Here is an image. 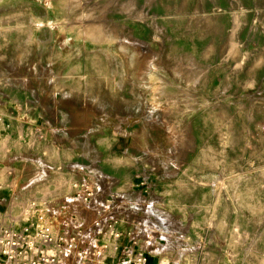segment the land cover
Returning <instances> with one entry per match:
<instances>
[{"label":"rangeland","instance_id":"obj_1","mask_svg":"<svg viewBox=\"0 0 264 264\" xmlns=\"http://www.w3.org/2000/svg\"><path fill=\"white\" fill-rule=\"evenodd\" d=\"M0 13L7 221L42 212L77 230L71 215L88 222L90 207L58 202L82 180L73 165L88 160L77 149L95 167L105 144L118 153L126 141L140 161L147 148L162 166L150 200L116 214L119 229L153 239L149 260L264 264V0H0ZM80 22L110 38L78 37ZM31 202L35 211L21 214Z\"/></svg>","mask_w":264,"mask_h":264},{"label":"built area","instance_id":"obj_2","mask_svg":"<svg viewBox=\"0 0 264 264\" xmlns=\"http://www.w3.org/2000/svg\"><path fill=\"white\" fill-rule=\"evenodd\" d=\"M71 188L73 191L61 196L58 202L75 204L73 207L79 210L90 207L101 192L99 184L86 179L73 182ZM119 202V195L111 193L105 199V207L115 210ZM32 209H36L35 202L30 203L27 213ZM83 217L71 215L69 223L78 225L73 230L57 225L42 212L17 224L0 213V264H107V253L116 245L121 259L112 264H150L144 245L152 247L153 239L140 237L132 228L119 229L114 213L88 222Z\"/></svg>","mask_w":264,"mask_h":264},{"label":"crops","instance_id":"obj_3","mask_svg":"<svg viewBox=\"0 0 264 264\" xmlns=\"http://www.w3.org/2000/svg\"><path fill=\"white\" fill-rule=\"evenodd\" d=\"M119 142H122V140ZM126 143L127 142L124 141V143L116 144L114 146L120 148L118 153H108L107 150L109 146L105 144L106 152L102 154V159H99L96 162L93 160V162L96 163L95 167L90 166V162L92 161L90 159L92 157L90 152L86 154L83 150L79 151L77 149L76 151L77 154L79 153L78 156H84V158L87 157L88 164L84 163V166L83 164H74L73 169H76L80 178L101 186V192L92 201L90 206L88 218L90 221L106 216L110 212L115 215H122L119 208L124 204L142 203V205H145L151 197V191H149L152 183L151 179H159L163 173L160 160L153 159V152L150 150L147 151V148H144L143 150L140 147L143 152L148 153L145 155L147 159L140 161L130 152L129 145ZM157 150L158 149H154L153 151ZM169 156H171V158H168V163H171L174 157L173 154H170ZM110 163L112 167L109 165ZM149 171H152V173H149ZM165 174L168 175V172H165ZM111 193H116L120 197V202L117 208L113 211L105 207V199ZM89 240L90 242H93V240Z\"/></svg>","mask_w":264,"mask_h":264},{"label":"bare ground","instance_id":"obj_4","mask_svg":"<svg viewBox=\"0 0 264 264\" xmlns=\"http://www.w3.org/2000/svg\"><path fill=\"white\" fill-rule=\"evenodd\" d=\"M47 1H49V0H47ZM54 1H56V0H54ZM40 2V1H39ZM69 2V1H68ZM43 3V2H42ZM44 3H46V2H44ZM43 3V4H44ZM15 4V3H14ZM47 5H49V4H47ZM69 5V4H68ZM20 6V5H19ZM28 6V5H27ZM43 6H46V5H43ZM9 7V6H8ZM21 7V6H20ZM65 7H67V6H65ZM18 8V7H17ZM45 8V7H44ZM31 9V8H30ZM49 9V8H48ZM10 10V9H9ZM12 10V9H11ZM17 10V9H16ZM19 10V9H18ZM44 10V9H43ZM8 11V10H7ZM27 11H28V9H27ZM48 11V10H47ZM54 12V11H53ZM9 13V12H8ZM11 13H13V11L11 12ZM16 13V12H15ZM37 13V12H36ZM1 14V13H0ZM33 14V13H32ZM40 14V13H39ZM2 15V14H1ZM28 15H29V13H28ZM86 15V14H85ZM8 16V15H7ZM35 16V15H34ZM33 16V17H34ZM47 16V15H46ZM62 16V15H61ZM21 17V16H20ZM49 17V16H48ZM8 18V17H7ZM23 19H25V18H23ZM61 19V18H60ZM3 20V19H2ZM13 21H15L14 19H12ZM38 20V19H37ZM54 20V19H53ZM20 21H22V20H20ZM59 21V20H58ZM78 21V20H77ZM4 22H5V20H4ZM19 22V21H18ZM25 22V21H24ZM32 22V21H31ZM20 23V22H19ZM47 23V22H46ZM49 23V22H48ZM81 23V22H80ZM41 24V23H40ZM57 24H58V22H57ZM81 24H83V23H81ZM86 24V23H85ZM10 25V24H9ZM30 25V24H29ZM55 25V24H54ZM63 25H65V24H63ZM66 25H67V23H66ZM97 25V24H96ZM13 26H15V25H13ZM39 26V25H38ZM70 26V25H69ZM7 27V26H6ZM54 27V26H53ZM2 28V27H1ZM10 28V27H9ZM52 28V27H51ZM4 29V28H3ZM31 30H32V28H31ZM67 30V29H66ZM65 30V31H66ZM1 31V30H0ZM4 31V30H3ZM7 31V30H6ZM9 31V30H8ZM34 31H35V29H34ZM41 31V30H40ZM32 32V31H31ZM1 33V32H0ZM42 33V32H41ZM63 33V32H62ZM17 34V33H16ZM106 33H104V32H102L101 31V29H100V27L99 28H97V27H95V26H90V25H84L83 24V26L79 29V31H78V33H77V36L78 37H81V38H83V39H87V38H94V37H100V38H103V39H105V40H108L110 37L109 36H104ZM29 35H31V34H29ZM5 36V35H4ZM14 36V35H13ZM51 36V35H50ZM61 36V35H60ZM3 37V36H2ZM41 37V36H40ZM57 37V36H56ZM6 38V37H5ZM8 38V37H7ZM39 38V37H38ZM45 38V37H44ZM47 38V37H46ZM40 39V38H39ZM8 40V39H7ZM11 40V39H10ZM9 40V41H10ZM23 41V40H22ZM101 41V40H100ZM18 42V41H17ZM20 42V41H19ZM31 42V41H30ZM36 42V41H35ZM56 42V41H55ZM8 43V42H7ZM10 43V42H9ZM79 43V42H78ZM85 44V43H84ZM83 44V45H84ZM116 44V43H115ZM11 45V44H10ZM9 45V46H10ZM51 45V44H50ZM85 46V45H84ZM94 46V45H93ZM3 47H4V45H3ZM17 47V46H16ZM7 48V47H6ZM46 48V47H45ZM81 48V47H80ZM79 48V49H80ZM17 49V48H16ZM54 49V48H53ZM118 49V48H117ZM12 51V50H11ZM59 51V50H58ZM62 52V51H61ZM60 52V53H61ZM3 53V52H2ZM1 52H0V54H2ZM19 54V53H18ZM63 54V53H62ZM106 54V53H105ZM121 55L123 56V59L125 60V61H128L130 58H129V56H128V54L124 51V50H121ZM62 57V56H61ZM115 57V56H114ZM3 58H5V56L3 57ZM6 58H9V57H6ZM103 59V58H102ZM109 59V58H108ZM19 60V59H18ZM111 61V60H110ZM116 61V60H115ZM118 61V60H117ZM137 61V60H136ZM143 61V60H142ZM150 61V60H149ZM112 62V61H111ZM148 64V63H147ZM67 65V64H66ZM104 65V64H103ZM110 66V65H109ZM116 66V65H115ZM103 67V66H102ZM140 68V67H139ZM103 69V68H102ZM104 70V69H103ZM134 71V70H133ZM128 72V71H127ZM141 72V71H140ZM110 73H111V70H110ZM62 75V74H61ZM130 76H131V74H130ZM129 76V77H130ZM86 77V76H85ZM113 76H111V78H112ZM1 78V77H0ZM133 78V77H132ZM97 80V79H96ZM4 81V80H3ZM7 82V81H6ZM94 82V81H93ZM104 82V81H103ZM102 82V83H103ZM8 84V83H7ZM92 84V83H91ZM104 84V83H103ZM114 84V83H113ZM29 85V84H28ZM54 85V84H53ZM98 85V84H97ZM128 85V84H127ZM30 86V85H29ZM96 89H98V88H96ZM118 89V88H117ZM67 90V89H66ZM150 90V89H149ZM117 91V90H116ZM87 92V91H86ZM102 92V91H101ZM97 94V93H96ZM153 94V93H152ZM114 96V95H113ZM112 96V97H113ZM115 97V96H114ZM110 98V97H109ZM116 98V97H115ZM151 98V97H150ZM156 99V98H155ZM151 101V100H150ZM152 103V102H151ZM26 104V103H25ZM72 107V106H71ZM84 107V106H83ZM86 107V106H85ZM19 108V107H18ZM26 108V107H25ZM163 109H164V107H162ZM85 109V108H84ZM88 109V108H87ZM87 109H86V111H87ZM4 111H6V110H4ZM40 111V110H39ZM78 112V111H77ZM79 113V112H78ZM82 113V112H81ZM84 113V112H83ZM88 114V113H87ZM5 115V114H4ZM7 115V114H6ZM81 115V114H80ZM84 115H85V113H84ZM8 116V115H7ZM44 116V115H43ZM76 117V116H75ZM120 117V116H119ZM13 118V117H12ZM85 119H86V117H84ZM120 118H122V117H120ZM84 119V120H85ZM59 120V119H58ZM74 121V120H73ZM20 122V121H19ZM18 122V123H19ZM86 123V122H85ZM179 123V122H178ZM78 124V123H77ZM90 124V123H89ZM83 126V125H82ZM86 126V125H85ZM90 126V125H89ZM36 127V126H35ZM82 129V128H81ZM33 130V129H32ZM79 131V130H78ZM3 132V131H2ZM40 134V133H39ZM3 135V134H2ZM6 139V138H5ZM111 139V138H110ZM141 139V138H140ZM180 139V138H179ZM3 140V139H2ZM108 140V139H107ZM103 141V140H102ZM142 141V140H141ZM2 142V141H1ZM0 142V143H1ZM108 142V141H107ZM106 143V142H105ZM143 143V142H142ZM3 144V143H2ZM103 144V143H102ZM29 145V144H28ZM32 147V146H31ZM104 150H106L105 148H104ZM2 153V152H1ZM5 154V153H4ZM35 156V155H34ZM62 156H63V154H62ZM84 157V156H83ZM32 158V157H31ZM116 158V157H115ZM10 159V158H9ZM44 163V162H43ZM45 164V163H44ZM48 167H49V165H48ZM12 168V167H11ZM47 170V169H46ZM11 171V170H10ZM88 175V174H87ZM134 180V179H133ZM231 180V179H230ZM230 182H232V181H230ZM229 182V183H230ZM36 183V182H35ZM38 184V183H37ZM59 184V183H58ZM69 184V183H68ZM72 184V182H70V184L69 185H66V186H64V188L62 189V191H66V189H68V187H71L70 185ZM199 184V183H198ZM231 184V183H230ZM24 186V185H23ZM232 186V185H231ZM130 187V186H129ZM195 187V186H194ZM220 187V186H219ZM24 188V187H23ZM220 189V188H219ZM29 190V189H28ZM41 190V189H40ZM238 190V189H237ZM219 192V191H218ZM228 192V191H227ZM26 193V192H25ZM47 193V192H46ZM229 193V192H228ZM233 194V193H232ZM21 195V194H20ZM238 196V195H237ZM10 197H11V195H10ZM231 197V196H230ZM35 198V197H34ZM225 198V197H224ZM10 199V198H9ZM59 199V198H58ZM217 199V198H216ZM9 201V200H8ZM213 201H215V200H213ZM218 201V200H217ZM233 201V200H232ZM8 203V202H7ZM224 203V202H223ZM50 204V203H49ZM218 204V203H217ZM226 204H227V202H226ZM237 204V203H236ZM29 206L30 205H28V204H24L23 206H22V213L21 214H26L27 213V211H28V208H29ZM48 206V205H47ZM174 206V205H173ZM239 207V206H238ZM169 208V207H168ZM184 208V207H183ZM226 208V207H225ZM227 208H229V207H227ZM232 208H234V207H232ZM236 208V207H235ZM46 209V208H45ZM48 209V208H47ZM169 210V209H168ZM227 210V209H226ZM233 210V209H232ZM35 211V210H34ZM41 211V210H40ZM53 211H54V209H53ZM185 213V212H184ZM183 213V214H184ZM33 214V213H32ZM31 214V215H32ZM39 215V214H38ZM147 215V214H146ZM18 216L19 215H16V214H13V213H9L8 214V218L11 220V221H15L17 218H18ZM184 216V215H183ZM78 217H79V215H78ZM157 219V218H156ZM214 219H215V217H214ZM62 220V219H61ZM221 220V219H220ZM18 221V220H17ZM153 221V220H152ZM157 221H158V219H157ZM219 221V220H218ZM213 223V222H212ZM218 223V222H217ZM220 224V223H219ZM180 225V224H179ZM203 226V225H202ZM201 228V227H200ZM218 229H220V228H218ZM218 229H216V230H218ZM211 230V229H210ZM214 231V230H213ZM218 231H220V230H218ZM225 231V230H224ZM150 233V232H149ZM198 233V232H197ZM219 233V232H218ZM214 234V233H213ZM215 236V235H214ZM240 236V235H239ZM238 236V237H239ZM182 237V236H181ZM180 239V238H179ZM185 240V239H184ZM158 242V241H157ZM165 246V245H164ZM237 246V245H236ZM167 247V246H166ZM160 248V247H159ZM233 250V249H232ZM117 251H119V249H118V245H116V246H114V247H112L110 250H109V252L107 253V256L108 257H110L111 259H113V261H114V259L116 258V256H117ZM182 251V250H181ZM229 255V254H228ZM243 256V255H242ZM183 257V256H182ZM186 258V257H185ZM181 259V258H180ZM223 259V258H222ZM261 259V258H260ZM191 260V259H190ZM242 260V259H241ZM261 260H263V259H261ZM261 260H259V261H261ZM222 261V260H221ZM149 263L150 264H155L154 262H153V260L152 259H150L149 260ZM168 263V260L166 259V258H163V259H161L160 261H159V263L158 264H167ZM262 263V262H261ZM230 264V263H229ZM259 264V263H258Z\"/></svg>","mask_w":264,"mask_h":264}]
</instances>
